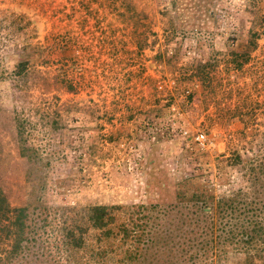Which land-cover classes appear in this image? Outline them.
<instances>
[{
  "label": "rangeland",
  "instance_id": "374dc122",
  "mask_svg": "<svg viewBox=\"0 0 264 264\" xmlns=\"http://www.w3.org/2000/svg\"><path fill=\"white\" fill-rule=\"evenodd\" d=\"M102 1L118 31L112 41L120 54L115 59L102 50L92 56H63L51 49L42 56L31 54L33 73L16 81L8 76L13 59L0 50V186L12 206L27 205L32 211L35 230L36 218L43 214L40 203H146L158 206L159 212L151 215L163 238L171 235V208L162 206L171 201L173 184L193 174L215 183L217 193L214 164L219 156H227L231 148L241 156L255 152L250 138L264 131V0H176L177 11L171 15L180 12L187 30L203 24L211 28L212 50L224 52L208 85L197 81L190 59L183 57L182 33L165 39L172 35L165 32L169 0ZM59 2L63 0H30L39 3L41 16L32 43H51L50 37L69 27L61 17H50L60 10ZM123 2L134 8L131 19ZM6 3L0 0L1 6ZM251 26L260 34L255 47L240 68H232L229 53L240 52ZM140 32L152 44L136 54L133 36ZM175 40H181L180 59L171 69L163 59L173 53ZM200 50L197 57L203 59L206 53ZM157 52L163 59L154 63L156 71H148ZM153 74L166 84L174 78L175 88L156 90ZM66 83L75 91L66 90ZM185 86L191 99L182 98ZM172 102L179 124L190 134L204 133L205 148L186 145L188 138L165 127ZM21 148L28 157L19 153ZM229 173L230 186H237L239 171Z\"/></svg>",
  "mask_w": 264,
  "mask_h": 264
},
{
  "label": "trees",
  "instance_id": "16d2710c",
  "mask_svg": "<svg viewBox=\"0 0 264 264\" xmlns=\"http://www.w3.org/2000/svg\"><path fill=\"white\" fill-rule=\"evenodd\" d=\"M37 5L30 0H7L6 5H0V50L4 52L0 53L13 59L8 76L16 81L33 73L28 59L31 54L42 56L57 49L66 55L57 36L50 37L48 44L31 42L41 21ZM124 9L131 19L133 6L124 3ZM171 11H177L176 0H169L164 11V31L172 33L165 39L172 41L176 33H182L183 57L190 59L197 81L208 85L209 74L224 52L212 50L211 28L203 24L187 30L180 12L173 17ZM258 35L251 26L240 52L230 51L232 68H240L247 60ZM133 38L137 49L152 44L146 42L143 32ZM175 41L170 56L163 59L157 52L153 62L163 59L166 67L173 69L180 59L181 40ZM198 50L206 53L203 59L197 57ZM64 88L75 91L70 83ZM187 99H191L190 94ZM250 139L255 152L241 156L239 150L231 148L215 162L217 193L215 183L193 174L172 185L171 201L162 206L171 208V235L166 233L163 238L161 226L153 227L156 218L151 215L152 210L159 212L158 206L146 203H40L43 214L36 218L39 226L35 230V219L29 215L32 211L27 205L12 206L0 186V264H264V131ZM19 153L29 156L23 148ZM232 168L240 173L237 186H230L227 178ZM225 184L228 188L222 189Z\"/></svg>",
  "mask_w": 264,
  "mask_h": 264
},
{
  "label": "built area",
  "instance_id": "2783aa9c",
  "mask_svg": "<svg viewBox=\"0 0 264 264\" xmlns=\"http://www.w3.org/2000/svg\"><path fill=\"white\" fill-rule=\"evenodd\" d=\"M58 10L54 15H50L51 19L61 17V22L63 24H69V27L64 29V34L57 36L60 42L64 44L66 48V55L72 56H92L98 55L97 52L102 50L101 53H107L112 59L119 54L116 48H113L112 41L118 36L116 35L118 31L114 30L111 26V19L107 17L103 12V1L102 0H70L67 2H59L56 4ZM50 22V21H49ZM72 23L74 26H71ZM118 39V38H117ZM101 43L106 46V48L97 47L101 46ZM85 46V48H81ZM94 48V49H93ZM133 49V48H131ZM136 54H141L144 49H137ZM111 60V59H109ZM108 61V60H107ZM155 62L151 63V68L148 71H156ZM77 68L80 69V64L76 61ZM122 71H126L123 65H120ZM154 75V74H153ZM154 87L156 90L161 92H170L175 88L174 78L168 79L166 84L163 80H160L159 76L154 75ZM189 89L184 88L182 98H185L188 94ZM170 113L165 119V127L168 130L176 131L182 138H188L185 144H194L197 148L203 149L206 147V136L200 130H195L192 134L183 125L179 124L178 116L174 113L176 111V105L172 102L170 104Z\"/></svg>",
  "mask_w": 264,
  "mask_h": 264
},
{
  "label": "crops",
  "instance_id": "0c3cea01",
  "mask_svg": "<svg viewBox=\"0 0 264 264\" xmlns=\"http://www.w3.org/2000/svg\"><path fill=\"white\" fill-rule=\"evenodd\" d=\"M194 104V103H193ZM195 105V104H194Z\"/></svg>",
  "mask_w": 264,
  "mask_h": 264
}]
</instances>
